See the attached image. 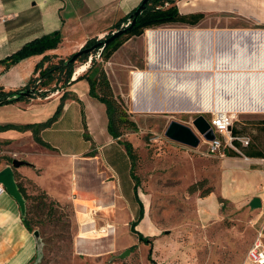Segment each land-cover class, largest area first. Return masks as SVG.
<instances>
[{"label":"rangeland","instance_id":"rangeland-1","mask_svg":"<svg viewBox=\"0 0 264 264\" xmlns=\"http://www.w3.org/2000/svg\"><path fill=\"white\" fill-rule=\"evenodd\" d=\"M217 21L182 16L147 27L141 35H122L121 45L107 60L100 56V47L86 60L74 62L73 71L94 61L89 74L95 69L105 72L115 102L136 128L123 127L117 144L106 143L110 136L106 129L105 136L93 123L84 131L83 109L76 100L39 137L99 153L113 165L123 188L103 167V183L93 199L102 194L106 209L82 206L79 213L87 219L82 223L70 202L53 204L55 215L34 208L33 227L42 247L30 264H249L247 253L261 231L256 221L259 208H251L241 197L230 200L221 189L222 176L240 165L235 158L246 159L231 152L207 154L202 139L190 147L165 136L172 120L197 133L192 123L197 115L210 120L212 112L222 111L232 117L237 129L233 134L248 137L247 148L264 154V48L259 36L264 26L229 18ZM204 64L222 71L193 68ZM137 70L147 77L132 89V72ZM221 73L226 76L217 78ZM32 87L37 92L53 90L40 97L47 101L65 91L64 74L44 85L37 79ZM49 107L43 120L53 115L57 105ZM16 120L25 123L26 117ZM123 141L133 147L132 162ZM134 184L137 192H132ZM28 189L37 191L33 184ZM142 206L144 214L135 228L151 242L139 241L130 231ZM126 250L128 254L120 257Z\"/></svg>","mask_w":264,"mask_h":264},{"label":"crops","instance_id":"crops-1","mask_svg":"<svg viewBox=\"0 0 264 264\" xmlns=\"http://www.w3.org/2000/svg\"><path fill=\"white\" fill-rule=\"evenodd\" d=\"M141 1L0 0V86L5 90L24 87L31 77L37 75L34 72L37 63L44 68L49 64L57 63L60 59H67L69 55L78 51L86 40L105 36ZM176 6L183 17L198 15L202 16V21L212 19L214 22L229 18L264 26V0H176ZM54 32H59L61 40L56 48L47 50L43 54L23 58L8 68L4 67L2 60L17 51L24 43ZM44 55L47 57L42 60ZM84 65L85 71L87 65ZM205 65L212 68L210 64L193 68L199 71L203 70L201 66ZM211 70L215 71L214 73L222 71L219 69L216 71L214 68ZM74 72L75 70L71 80L76 79ZM144 75L147 77L145 72ZM221 76L226 75L221 73L217 78ZM64 90L67 91L69 99L64 104L62 115L71 103L77 100L82 106V121L85 120L87 128L95 123L106 136L107 115L106 111L105 114L103 113L105 107L99 105L88 94V82L81 79L66 86ZM59 99L58 92L43 102L37 97L31 98L28 103L22 100L0 105V125L45 121L44 117L51 110L49 106L52 108L58 105ZM22 102H25L24 106ZM17 117H26V122H19L16 120ZM48 128L40 131V137ZM231 132L237 134V129L231 126ZM107 138L106 143L117 144L116 139L111 136ZM41 139L52 148L35 141L30 129L0 130V170L10 165L14 158L26 161V165L14 170L19 175L18 180L23 183L25 181L24 186L27 187L28 192H30L28 184L31 183L58 202L72 203L77 212L76 217L82 223L87 221L86 217L79 213V209H83L82 206L85 205L84 209L97 208L98 205L105 207L102 194L99 198L93 199L97 197L96 189L103 183V167L106 173L115 176L118 188H123L121 178L113 165L99 153H91V149L71 146L69 141H48L43 136ZM92 142L97 144L94 139ZM202 143L207 148V144L203 141ZM62 146L65 148H61ZM247 147L242 146V152L247 159L243 160L239 156L238 159L235 158L236 162L240 161V165L234 167L231 174L222 176L221 189L223 196L230 200L241 197L242 201L247 200L249 204L253 197L260 198L261 207L257 211L256 221L261 227L262 240L264 239V154ZM107 190L106 185L104 191ZM132 192H134L133 186ZM89 197L92 198L89 202L91 204L87 203ZM36 251L33 232H30L22 222L18 203L5 190L0 191V264H29L37 255Z\"/></svg>","mask_w":264,"mask_h":264},{"label":"trees","instance_id":"trees-1","mask_svg":"<svg viewBox=\"0 0 264 264\" xmlns=\"http://www.w3.org/2000/svg\"><path fill=\"white\" fill-rule=\"evenodd\" d=\"M135 9L132 10L126 17H124V19H121L118 23H116L113 29L109 33H107L105 37H103V38L109 37L111 35V32L120 28L122 24H128L127 26L122 27L125 28V31L121 35L114 38L106 45L100 46L102 48L100 51V56L104 57L106 60L110 57L111 53L114 50H116L119 45H121L122 42L119 39L122 35L124 34H127V36L141 35L143 33V30L147 27L159 26L166 22H174L179 18H182L176 6V0H147L145 9L136 17L135 22L131 24V19H129V16L133 14ZM194 23L195 22H192V24ZM103 38H96V37L90 38L86 40V42L80 49L84 50V49L92 48L97 43L102 41ZM60 41L61 40H60L59 32H54L52 34L33 38L27 41L26 43H24L17 51L13 52L8 57L3 59L2 63L4 64L5 68H8L10 65L15 64L16 62H18L23 58L32 55L43 54L47 50L56 48L59 45ZM100 47H96L90 50L88 53H81L76 58L75 61L86 60L90 54L95 53ZM72 55L73 53L69 55L67 59H60L57 61V63L49 64L44 68L42 67L41 64L37 63L34 68V72L37 73V75L35 77H31L29 82L22 88L5 90L2 86H0V105L15 103L18 101L31 99L35 97H41V96L46 97L47 91L48 92L53 91L51 89H47V91L37 92L35 91V87H34V90L29 96L27 97L18 96L19 91L30 89L33 83H35L37 79H39V82H41L44 85L45 83H49L50 81L57 79L59 75L64 74V87L70 85L75 81L85 79L88 82V94L105 105L108 133L113 139L120 140L119 137H121L122 135V128L129 127L134 129L136 128V123L128 117V114L126 113V111L122 109L121 105L115 102V98L113 97L111 86L105 72L102 69H95L91 73V75L89 74L90 70L93 68L94 61H92V65H90L84 72H82L79 76H77L76 79L71 80L75 61L69 64H66V61ZM45 57L47 56L44 55L42 57V60ZM68 97L69 96L67 91H64L60 95L59 103L57 105L55 112L45 121L39 123H29V124H21V125L8 123V124L0 125V130L17 129L24 131L30 129L32 131L35 141H37L38 143L44 146L50 147L47 143L45 144V142L42 141V139L39 137V133L41 130L49 127L58 118L64 107V101ZM83 129L84 131L87 130V125L84 119H83ZM85 138L87 140H90V138L87 136H85ZM123 144L126 153L130 158V161L135 160V153L131 143L129 141H123ZM229 152L235 153L232 150H226L225 154H228ZM14 177L16 179L17 186L22 196L26 200V210L24 216L22 217V222L30 232H33L35 230L33 227L34 208L35 211L36 210L40 211L42 212V214L46 209V213L44 214L52 213L53 215H55L58 211L56 209H52V205L55 204L57 207H60V204L57 200L51 198L44 190L38 187H35L37 189L36 193L28 192L27 187L24 186V183L18 180L19 175L16 173L15 170H14ZM133 191L137 192L136 184L133 185ZM143 212L144 209L142 206V208L139 211L138 217L136 216L129 225L130 231L136 235L139 241L151 242L147 236H144L141 232H139L135 228L136 224L143 216ZM39 213L38 215H40ZM153 263L156 264L154 261Z\"/></svg>","mask_w":264,"mask_h":264},{"label":"water","instance_id":"water-1","mask_svg":"<svg viewBox=\"0 0 264 264\" xmlns=\"http://www.w3.org/2000/svg\"><path fill=\"white\" fill-rule=\"evenodd\" d=\"M147 0H142L140 4L136 7L135 11L133 12L132 15L129 16V19H131V24H133L136 20V17L145 9ZM127 26V25H126ZM125 31V28H118L114 31L111 32V35L109 37L103 38L102 41L97 43L95 46L89 49H84L81 50L79 49L73 55L66 61V64H69L73 61L76 60V58L81 54V53H88L90 50L104 46L110 41H112L114 38L118 37ZM34 90V87L26 90H21L18 92V96H29L32 91ZM192 123L197 131V133L188 125L182 124L178 121H170L168 124L166 130H165V136L168 137L169 139L182 143L184 145L190 146V147H196L200 140L201 137L207 141L213 140L215 137V134L213 132V129L209 123V121L202 115L199 114L197 115L193 120ZM27 162L21 159H12L11 164L7 165L6 167L2 168L0 170V186L4 188V190L9 193L18 203L20 207V212L22 217L25 214L26 210V200L22 196L18 186L16 179L14 177V169L18 168L22 165H26ZM251 208H260L261 207V201L259 197H253L250 200L249 203ZM33 236L36 241L37 245V254L40 253L41 247H42V241L39 236V233L37 230L33 231ZM128 250L124 251L121 253L120 257H124L125 255L128 254Z\"/></svg>","mask_w":264,"mask_h":264},{"label":"built area","instance_id":"built-area-1","mask_svg":"<svg viewBox=\"0 0 264 264\" xmlns=\"http://www.w3.org/2000/svg\"><path fill=\"white\" fill-rule=\"evenodd\" d=\"M208 121L215 137L210 141L201 137L202 141L207 144V154L224 156L226 150H232L247 159V156L243 154L240 148L248 146L250 140L248 137H239L231 132L232 117L229 113L222 111L217 112V114L212 113ZM0 191H4L2 186H0ZM247 259L249 264H264V245L261 240V233H259V237L249 249Z\"/></svg>","mask_w":264,"mask_h":264},{"label":"bare ground","instance_id":"bare-ground-1","mask_svg":"<svg viewBox=\"0 0 264 264\" xmlns=\"http://www.w3.org/2000/svg\"><path fill=\"white\" fill-rule=\"evenodd\" d=\"M258 32V31H257ZM249 33V32H248ZM252 33V32H251ZM256 33V32H255ZM153 35V34H152ZM146 36L150 39L151 38V33L150 31H146ZM250 36V35H249ZM260 36V40H262V44H261V47L264 48V31L261 33ZM257 37V35H256ZM258 38V37H257ZM254 39V38H253ZM255 41V40H254ZM257 41V40H256ZM197 65V64H196ZM195 68V67H194ZM85 69V65H80L78 66L76 69H75V72H74V77H77L79 76ZM199 69V68H198ZM201 69H212L210 68V66H201ZM218 72V71H217ZM133 74V77H132V82H131V85H132V89H134L139 83L140 81L145 77L144 76V72H141V71H135V72H132ZM264 77V76H263ZM138 87V86H137ZM133 93V92H132ZM217 112H221V111H215V112H212L213 114H217Z\"/></svg>","mask_w":264,"mask_h":264}]
</instances>
